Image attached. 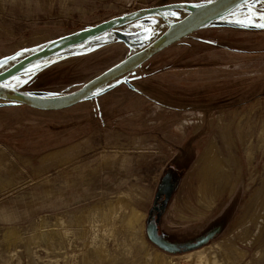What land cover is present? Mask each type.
Instances as JSON below:
<instances>
[{
  "label": "rangeland",
  "instance_id": "374dc122",
  "mask_svg": "<svg viewBox=\"0 0 264 264\" xmlns=\"http://www.w3.org/2000/svg\"><path fill=\"white\" fill-rule=\"evenodd\" d=\"M208 1L0 0V84L71 92L187 14L140 11ZM248 3L71 107L0 99V264H264V0L244 26ZM211 140L224 166L209 178ZM117 199L144 213L143 246L122 210L112 232L88 226L93 205Z\"/></svg>",
  "mask_w": 264,
  "mask_h": 264
},
{
  "label": "water",
  "instance_id": "95a60500",
  "mask_svg": "<svg viewBox=\"0 0 264 264\" xmlns=\"http://www.w3.org/2000/svg\"><path fill=\"white\" fill-rule=\"evenodd\" d=\"M244 1L245 0H211L194 6L188 14L173 22L171 25H168L147 45L130 53L114 65L90 78L76 90L64 94L37 95L12 89L0 84V99L21 103L43 111H54L71 107L87 98L99 87L136 69L140 64L160 50L177 42L209 20L222 15ZM168 7L185 9V5L182 4H170L157 9L161 10ZM151 10L155 9H144L142 12L147 13Z\"/></svg>",
  "mask_w": 264,
  "mask_h": 264
},
{
  "label": "bare ground",
  "instance_id": "6f19581e",
  "mask_svg": "<svg viewBox=\"0 0 264 264\" xmlns=\"http://www.w3.org/2000/svg\"><path fill=\"white\" fill-rule=\"evenodd\" d=\"M193 7H194L193 5L192 6L185 5V9L187 10V14H188V12ZM141 12L142 11H140V13ZM150 12L151 13H154L156 15H159L160 14V12L158 11V9L148 11L147 13H150ZM131 15L133 16V15H135V13L134 14H131ZM177 20H179V19H177ZM177 20L169 19L167 21V23H168V25H171L173 22H175ZM99 29L100 28H94V29H89V30L78 31V32L72 34L71 36H68L66 38H63V39H61V40L53 43L52 45H50V47H48V50L47 51H55V50L60 49L61 47L65 46V45H68L70 43H75V42L81 41V40H83V39H85V38H87V37H89V36L97 33ZM218 153L219 152H217V146L215 145V142H213L212 140L209 141V143H208V145H207V147L205 149V153H204L205 154V162H206L207 171H208V172L207 171L206 172L210 174V175L208 174V176H206V177H209V176H211V177L213 176L214 177V175H215V173L217 172L218 169H220V170L223 169L224 163H223V161H222V159H221V157H220V155ZM227 174H228V172L226 171V174L225 175H227ZM204 177H205V175H204ZM206 177H205V179H206ZM225 182H226V180H225ZM201 194H203V193H201ZM205 195L206 194L204 193V198H206ZM211 195L213 196V194H211ZM208 200L211 201L210 199H208ZM121 210L123 211L122 221L124 222L123 224L125 226V229L127 231H129L131 233V235H132V238H130V239H133L135 241V243L139 244L140 246H143L144 243L146 242V240L144 239L143 234H142V232H143V223H142V220H143V214L144 213H142L141 211H139L137 208H135L133 206H129L128 209L126 210V204H124L119 199H117L114 203H107L106 206H105V208H102V207H100L98 205L97 206L93 205L91 207V209L88 211V214H87L88 221H89V225L88 226H90V229H94V227L97 228L98 230L101 231V234L102 233L105 234L106 232H112L113 229H114V225H113L114 224V220L113 219L115 218L114 216L116 215V213L120 212ZM87 229H89V227ZM152 237L155 239V236H152ZM89 238H88V240L91 241L94 237L91 240ZM93 243H94V241H92V244ZM132 244L126 245L124 247V249L129 250V249L133 248L132 247ZM93 246H94V251H95V253L97 255H102L103 256V254L105 252H107V251H105L106 249H104L100 244H94ZM164 258H161V260L159 261V263ZM168 260L167 261L165 260V261L168 262ZM156 261H158V260H156Z\"/></svg>",
  "mask_w": 264,
  "mask_h": 264
},
{
  "label": "snow or ice",
  "instance_id": "6c2138e0",
  "mask_svg": "<svg viewBox=\"0 0 264 264\" xmlns=\"http://www.w3.org/2000/svg\"><path fill=\"white\" fill-rule=\"evenodd\" d=\"M246 7H248L249 10H250V14H249V16L246 18V19H247V23H245L244 20H238V21H236L237 23L243 24L244 26H248V25L252 24L253 21H254V19H255V17L251 14L252 12L255 11V10L252 8V0H249V3L246 5ZM258 19H259V20H264V12L259 13V17H258ZM254 26H256V27H260V28H264V23H256ZM17 55H19V53H17ZM34 67L38 68L39 65H36V66H34Z\"/></svg>",
  "mask_w": 264,
  "mask_h": 264
}]
</instances>
